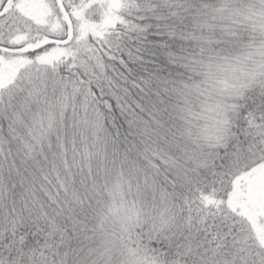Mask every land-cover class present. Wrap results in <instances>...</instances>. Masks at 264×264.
<instances>
[{"label": "snow or ice", "instance_id": "obj_1", "mask_svg": "<svg viewBox=\"0 0 264 264\" xmlns=\"http://www.w3.org/2000/svg\"><path fill=\"white\" fill-rule=\"evenodd\" d=\"M0 264H264V0H0Z\"/></svg>", "mask_w": 264, "mask_h": 264}]
</instances>
